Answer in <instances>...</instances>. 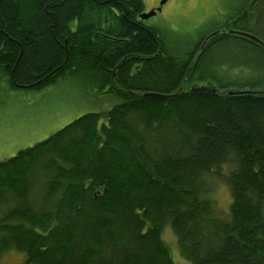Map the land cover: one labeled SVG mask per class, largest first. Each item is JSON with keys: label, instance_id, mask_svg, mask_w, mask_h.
<instances>
[{"label": "trees", "instance_id": "obj_1", "mask_svg": "<svg viewBox=\"0 0 264 264\" xmlns=\"http://www.w3.org/2000/svg\"><path fill=\"white\" fill-rule=\"evenodd\" d=\"M144 9V0H0V69L12 88L41 90L77 74L118 99L0 160V256L19 251L23 264H177L164 239L169 227L189 264H264V94L119 90L114 81L128 91L185 87L205 35L175 52L140 19ZM241 16L235 25L250 15ZM234 41L264 59L257 43L217 35L189 80L230 87L206 65L217 45ZM220 177L228 211L215 198Z\"/></svg>", "mask_w": 264, "mask_h": 264}, {"label": "rangeland", "instance_id": "obj_2", "mask_svg": "<svg viewBox=\"0 0 264 264\" xmlns=\"http://www.w3.org/2000/svg\"><path fill=\"white\" fill-rule=\"evenodd\" d=\"M144 1L145 11H149L162 0ZM244 1L167 0L162 9L147 18L145 23L159 28L173 50L181 54L191 48L198 36L205 34V37L217 26L226 29L232 26L264 39V0H256L253 5L245 3V11L241 14L250 16L237 25L234 22L242 17L241 14L225 23L229 13H236ZM243 43L234 41L233 44L217 45L207 62L206 73L215 70L221 82L230 87L264 84V59L259 57L256 49ZM7 78L5 70L0 69V160H6L20 149L48 138L80 115L108 110L118 101L111 99L108 93L100 92L96 81L77 74L62 77L41 90L14 89ZM214 186L215 198L222 209L228 211V183L220 177L215 179ZM164 239L171 246L177 264H189L181 255L176 237L169 227L164 231ZM23 257L21 252L9 250L0 256V264H23Z\"/></svg>", "mask_w": 264, "mask_h": 264}, {"label": "water", "instance_id": "obj_3", "mask_svg": "<svg viewBox=\"0 0 264 264\" xmlns=\"http://www.w3.org/2000/svg\"><path fill=\"white\" fill-rule=\"evenodd\" d=\"M166 1L167 0H162L160 2L159 6L152 8L149 11H144L143 13L140 14L141 17L143 19H147V18L155 15L157 13V11L162 9V6ZM219 34L237 35V36L246 38L248 40H251V41L257 43L262 48H264V40L252 32H248V31L241 30V29H235V28H232V26L230 29L223 28V29L211 31L209 34H207L203 38L202 42L200 43V46H199V48H198V50H197V52H196V54L192 60V63L190 64V67L188 69V72L186 74L184 81L188 82L193 89H200V90L205 91V92H212V93L219 94V95H225V94H228V95H242V94H244V95H247V94L263 95L264 94V87L263 86L258 87V88L247 87L244 89L237 88V87L220 89L217 86V83H215L212 79H208L206 81L196 80L193 82H189L191 72H192L197 60L199 59V57L201 56V54L203 53V51L205 50L207 44L211 41V39L213 37L219 35ZM132 94L144 95L145 97H166V96H168L162 92H157V91H141V92H134V93L132 92Z\"/></svg>", "mask_w": 264, "mask_h": 264}, {"label": "bare ground", "instance_id": "obj_4", "mask_svg": "<svg viewBox=\"0 0 264 264\" xmlns=\"http://www.w3.org/2000/svg\"><path fill=\"white\" fill-rule=\"evenodd\" d=\"M144 12V11H143ZM142 12V13H143ZM141 16V15H140ZM142 18V17H141ZM263 39V38H262ZM264 40V39H263ZM160 48V47H159ZM21 49V48H20ZM19 49V50H20ZM65 49H66V47H65ZM264 49V48H263ZM21 53V52H20ZM23 53V52H22ZM20 55V54H19ZM123 58V57H122ZM14 71H15V66L13 67V69H12V73L14 74ZM115 72H116V70L114 69V76H115ZM206 81V80H205ZM189 82H193V81H190L189 80ZM31 85V84H30ZM29 85V86H30ZM114 85L119 89V90H121V91H124V92H128V93H131L132 94V92L134 93V92H141V91H134V90H132V91H128V90H126V89H124V88H122L121 86H118L117 84H116V82L114 81ZM32 86V85H31ZM218 86V85H217ZM13 87V86H12ZM182 88H180V89H178V91H175V92H172V93H164V94H166V95H168V96H166V97H162V98H170V97H172V96H174V95H176V94H178L179 92H182V91H185V90H187V91H191V92H198V91H202V90H200V89H193L191 86H190V84H188V85H186L185 87H183V85L181 86ZM219 87V86H218ZM220 88V87H219ZM228 88H230V87H228ZM245 88H247V87H245ZM251 88V87H250ZM220 89H222V88H220ZM224 89H227V88H224ZM241 89H244V88H241ZM158 92V91H157ZM202 92H204V91H202ZM227 95V94H226ZM242 95H244V94H242ZM55 133V132H54ZM177 238V237H176Z\"/></svg>", "mask_w": 264, "mask_h": 264}, {"label": "flooded vegetation", "instance_id": "obj_5", "mask_svg": "<svg viewBox=\"0 0 264 264\" xmlns=\"http://www.w3.org/2000/svg\"><path fill=\"white\" fill-rule=\"evenodd\" d=\"M157 6H159L158 4H156L154 7H152V8H155V7H157ZM144 11H145V9H144ZM141 14V13H140ZM140 14H139V17H140V19H142V20H146V19H143V18H141V16H140ZM240 18V17H239ZM238 18V19H239ZM237 20V19H236ZM146 24V23H145ZM219 29H223V28H220L219 26H217V27H214V29H212L211 31H214V30H219ZM219 35H222V34H219ZM198 50V49H197Z\"/></svg>", "mask_w": 264, "mask_h": 264}]
</instances>
